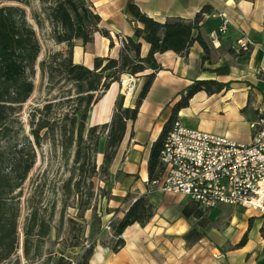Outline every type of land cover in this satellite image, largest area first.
<instances>
[{"label": "crops", "instance_id": "1", "mask_svg": "<svg viewBox=\"0 0 264 264\" xmlns=\"http://www.w3.org/2000/svg\"><path fill=\"white\" fill-rule=\"evenodd\" d=\"M37 1L39 11H43L41 1ZM88 2L101 16L100 27L110 33V37H107L97 31L93 41L86 45L81 39L74 41V62L90 68L94 67L96 58H119L123 49L120 38L137 40L135 29L141 24L131 13V4H136L145 14L162 23L176 17L190 21L204 6L210 8L204 14L199 29L210 47L209 60L203 62L204 52L198 42L191 46L186 55L172 50L156 53L155 64L136 76L124 74L119 81L111 84L90 110L89 126L109 124L117 101L123 97L124 106L134 107L146 76L156 72L153 85L140 106L137 119L127 123L124 138L109 166L105 180L101 181L111 195V198L105 201L106 208L109 209L102 215V227H105L112 217L121 219L132 203L143 195H147L153 204L154 215L145 225L138 222L129 225L122 234L125 245L117 252L112 250V240L116 237L112 232L103 230L98 242L94 243L90 264H258L264 258L262 213L252 210L258 213L240 216L236 209L243 208L221 205L205 209L209 210L210 223L202 227L198 224L201 218H187L182 214V209L194 202L189 197L183 202L182 198L178 197L179 194L150 188L148 166L153 144L170 118L173 106L180 97L179 93L196 79H217L229 82L230 86L212 95L206 91L198 92L190 100L189 106L179 112L178 120L185 126L196 128L192 126V120L197 118V111L190 109L196 100L198 105L215 101V104H222V108L227 112L240 119H248L249 122L264 113V0ZM42 13L40 16L45 14ZM225 19L229 24L227 36L220 41L213 40V31ZM35 24L39 34V25L37 22ZM40 29H47L51 34L52 26L48 18L43 21ZM240 38L251 41L248 51L238 53L232 49V45L236 46ZM49 39L51 53L67 50L66 43H56L51 35ZM149 50L150 44L142 41L141 55L146 56ZM225 65L230 68L226 75L212 71ZM132 77L136 79V86L126 95L125 89ZM245 107L246 111H243ZM106 139L107 136L104 135L99 142V167L104 163ZM194 227L199 235L195 233L189 237ZM246 233L247 242L239 247L238 244ZM72 249L76 250V260L85 251L83 246L69 247L66 251H73Z\"/></svg>", "mask_w": 264, "mask_h": 264}, {"label": "trees", "instance_id": "2", "mask_svg": "<svg viewBox=\"0 0 264 264\" xmlns=\"http://www.w3.org/2000/svg\"><path fill=\"white\" fill-rule=\"evenodd\" d=\"M43 12L48 13L52 26L51 36L56 43H66L67 50L54 51L47 59L42 60L40 68L47 74L53 87L64 82L70 85L68 95L58 102V107L68 104L70 110L61 115L50 117L42 115L43 110H52V102L41 110L36 109L30 118V135L20 134L22 128H17L18 114L23 105L30 99L35 90L33 77L36 74L37 60L42 51L41 42L36 29L27 18L26 9L20 5L0 6V264H10L13 259L20 260L19 220L22 213V186L28 178L36 162V147L44 140H50L53 145L59 144L63 154L73 150L75 165L68 179L72 190L79 192L82 181L92 179L98 171L96 154L100 139L106 135L104 148V163L102 171L107 174L116 151L124 138L127 123L137 119L139 109L147 97L156 77V72L146 76L145 83L138 95L134 107L124 106V99L117 101V106L111 122L99 125H88L90 110L124 74L133 76L145 72L156 61V53L169 50L186 55L191 46L198 42L203 48V62L210 59V47L199 29L204 14L209 7L204 6L193 20L170 18L162 23L145 14L136 4L130 5V11L141 24L135 29L137 40L128 38L119 58H96L94 67L90 68L74 62V41L81 39L86 45L93 41L99 31L110 37L108 30L100 27L101 16L88 0H40ZM39 19V18H38ZM37 24L42 26L40 19ZM224 20L213 32H217L218 41L227 36L229 24L222 31ZM212 37V36H211ZM213 40H215L212 37ZM142 41L150 44L149 53L141 55ZM232 49L238 53L245 50ZM250 49V48H249ZM248 51V50H247ZM206 69V68H204ZM219 75L230 72L229 65L212 70ZM230 86L229 82L217 79H196L179 93V99L173 106L172 114L163 126L160 137L154 142L149 159V176L153 179L160 169V149L167 132L178 120L179 112L189 106L190 100L200 91L208 94L220 93ZM246 111V107L243 109ZM37 113L41 116L37 118ZM130 196V195H127ZM187 218L195 216L202 218V208L190 202L182 209ZM96 213L94 216L96 217ZM154 215V206L147 195L139 197L125 212L124 216L112 223V250L117 252L125 245L122 237L125 229L133 224H147ZM98 217V216H97ZM264 218V213H263ZM101 222L102 219L98 217ZM252 221V219H250ZM51 226L49 218L40 208L34 206L31 210L28 224L25 228V239L22 247L23 256L29 259H42L45 240L49 236ZM264 236V224L261 228ZM199 233L193 228L189 237ZM246 233L238 246L246 244ZM77 242L69 247H77ZM94 253V244L90 245L76 261L64 255L55 256L54 264H90ZM53 255L50 257L53 259ZM264 264V258L258 263Z\"/></svg>", "mask_w": 264, "mask_h": 264}, {"label": "rangeland", "instance_id": "3", "mask_svg": "<svg viewBox=\"0 0 264 264\" xmlns=\"http://www.w3.org/2000/svg\"><path fill=\"white\" fill-rule=\"evenodd\" d=\"M20 5L26 9L27 18L30 24L36 27L37 20L45 21L48 18V13L39 11L37 0H0L2 5ZM42 4V3H41ZM43 8V4L41 5ZM40 17V18H39ZM39 18V19H38ZM39 26V39L42 46V51L37 60L36 74L33 77L35 82V90L30 99L23 105L21 112L18 114L17 128H22L20 134L30 135V118L34 111L38 108L43 110L44 106L52 102V110H43L42 115L50 117L59 116L63 112L70 110L68 104L63 107H58V102L64 100L63 96H67L70 85L61 82L58 85H51L48 81L47 74H43L40 68V62L47 59L51 52V35L48 30H41ZM215 102V101H214ZM210 102L207 104L198 105V100L194 102L190 109L196 110L197 118L193 121V127L200 128L203 131H209L216 134H223L236 141L248 143L251 140L253 127L249 120H243L233 115L222 107V104ZM41 113H37V118ZM197 122V124H196ZM50 140H44L40 147H36V162L33 169L30 171L27 180L22 186L21 207L22 213L19 220L20 232V248L18 254L20 260L13 259L10 264H54L55 256L64 255L71 260L76 261V250L67 252L71 244L81 242L80 245L85 249L87 245H92L98 242L100 233L105 230L112 232V223L117 221L111 219L105 227H102V219L106 208L105 201L111 198L110 193L102 182L106 178V174L101 167L98 168L96 175L87 181H82L80 191H73V185L70 187L68 179L72 173V168L75 165L73 150H68L63 154L59 144L53 145ZM99 155L96 154V161ZM177 197V196H176ZM183 202L188 198L185 195H180ZM109 202V200H108ZM36 206L40 208L42 213L49 218L51 231L45 240L44 255L42 259H29L23 256V243L25 239V228L28 224L32 208ZM203 217L199 219L198 224L202 227L208 226L210 223L208 215L209 210L203 209ZM240 216H252L258 212L252 210L236 209ZM97 214L96 217L94 214ZM98 216V217H97ZM260 220V219H259ZM110 224V227L108 225ZM236 229V227H234ZM115 240V239H114ZM53 255L51 259L50 255Z\"/></svg>", "mask_w": 264, "mask_h": 264}, {"label": "built area", "instance_id": "4", "mask_svg": "<svg viewBox=\"0 0 264 264\" xmlns=\"http://www.w3.org/2000/svg\"><path fill=\"white\" fill-rule=\"evenodd\" d=\"M227 23L225 19L222 31ZM212 37L216 40L217 32ZM125 41L120 38L122 46ZM250 46V40L240 38L235 47L247 51ZM135 86L132 77L125 94ZM251 124L252 140L245 143L175 121L163 139L160 169L149 180L150 188L185 195L203 209L227 205L263 214L264 113Z\"/></svg>", "mask_w": 264, "mask_h": 264}]
</instances>
